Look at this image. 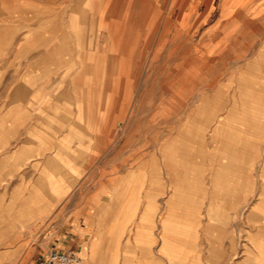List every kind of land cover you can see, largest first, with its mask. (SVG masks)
<instances>
[{"label":"rangeland","instance_id":"1","mask_svg":"<svg viewBox=\"0 0 264 264\" xmlns=\"http://www.w3.org/2000/svg\"><path fill=\"white\" fill-rule=\"evenodd\" d=\"M119 3L128 7L130 1ZM154 23L157 20L152 27ZM151 35L153 39L157 32L152 30ZM189 43L183 41L177 61L180 58L182 63L165 65L158 62L159 48L154 39L152 62L134 65L136 78L119 82L120 87L134 90L135 94L120 96L114 112L108 110L110 97H104L98 120L95 122L94 114L88 117L97 126L88 128L86 136L74 128L68 129L70 136L58 134L53 128H40L37 134H26L36 142L28 145L26 152L0 154V264H41L47 251L62 239L60 231L53 230L54 221L62 219L68 224L74 219L75 223L78 219L85 222L86 217L92 220L101 211L102 202L126 199L132 188L136 199L147 200L141 216L149 225L145 234L149 262L145 264H171L169 255L161 251L162 224L167 230L182 229L197 238L193 252L201 254L200 264H204L211 243L225 250L218 264H264V247H259L262 241L252 240L256 227L264 224L256 220L259 211H252L256 207V190L264 187L260 160L264 154V112L253 109L255 103L264 102L260 96L242 95L243 89H232L235 84V88L239 86L238 77L245 76L238 70L239 63L232 65L235 71L225 84L219 78L223 76L221 72L218 79H204L206 74L190 62ZM159 67L163 75L168 73L166 79L159 78ZM253 70L249 74H254ZM197 72L200 78H192ZM142 73L144 78L140 77ZM176 74L182 79H176ZM242 83L245 85L246 80ZM251 86L252 91L258 88L255 81ZM224 91L238 94L227 95ZM86 98L90 100L88 109L94 110V97ZM77 109L82 119V103H77ZM242 115L258 119L261 127L246 126ZM74 139L78 143H72ZM227 143L243 150L229 154L221 149ZM4 146L0 144V148ZM26 155L33 158H24ZM235 156L243 159L238 161ZM241 161L242 166L246 161L251 168L245 171ZM236 162H240L239 166ZM32 191L38 192L39 199L30 200ZM258 195L264 198L261 192ZM175 201L197 214L192 224L185 223L187 216L175 210L171 204ZM42 203L52 205L41 208ZM206 225H211L210 233L219 230L221 237L206 235ZM172 238L174 244L176 239ZM180 244L186 252L187 242L180 240ZM93 246L94 243L92 256ZM61 247L76 249L75 242ZM250 248L255 254L249 252ZM157 250L165 260H156ZM80 255L81 264L86 256Z\"/></svg>","mask_w":264,"mask_h":264},{"label":"crops","instance_id":"2","mask_svg":"<svg viewBox=\"0 0 264 264\" xmlns=\"http://www.w3.org/2000/svg\"><path fill=\"white\" fill-rule=\"evenodd\" d=\"M119 1L0 0V144H6L0 154L26 152L36 143L26 134H37L40 128H53L64 136L74 128L86 136L88 128L97 126L88 117L94 114L98 120L104 97H110L108 110L114 112L120 96L135 94L119 82L136 78L134 65L152 62L154 39L158 62L165 65L182 63L178 57L183 41L189 40L190 62L207 80L218 79L221 72L225 84L235 71L232 65L241 64L238 70L246 77L240 75L239 86L232 89H243L242 95L260 96L264 102V0H129L128 7ZM152 30L157 32L153 39ZM252 70L254 74H249ZM198 72L192 78H200ZM167 74L159 67V78L166 79ZM254 81L256 91L251 88ZM92 96L94 110L88 109L86 98ZM254 106L253 110L264 112V103ZM262 165L261 161V173ZM262 188L256 190L255 206L261 202L264 207V198L258 195L264 193ZM39 197L36 191L30 194L32 201ZM146 203L135 198L132 188L126 199L102 202L92 220L86 217L85 222L74 219L68 224L56 220L53 230L60 231L62 239L52 248L75 242L77 251L86 256L81 264H145L149 225L141 216ZM158 210L157 203L155 215ZM155 252L156 260H165Z\"/></svg>","mask_w":264,"mask_h":264},{"label":"bare ground","instance_id":"3","mask_svg":"<svg viewBox=\"0 0 264 264\" xmlns=\"http://www.w3.org/2000/svg\"><path fill=\"white\" fill-rule=\"evenodd\" d=\"M232 111H234V110H232ZM237 113V112H236ZM238 115H239V113H237ZM241 116V115H240ZM242 117H243V121L246 123V126H248V127H251V126H260V124H258V122L257 121H259L258 119H254L253 117H250V116H248V115H242ZM232 127V126H231ZM261 127V126H260ZM233 134V133H232ZM229 136V135H228ZM229 138V137H228ZM233 139H234V137H233ZM236 139H234V141H235ZM230 141V140H229ZM226 142H228V140H226ZM214 145L217 147V148H219L218 146H219V144H218V142L217 141H214ZM242 143H244V141L242 142ZM243 148V147H242ZM222 150H224V151H226V152H228L229 154H231V153H237V152H239L240 150H243V149H239L238 147H236V145L234 146V145H232V144H230V143H227V144H224L223 145V147L221 148ZM216 156V155H215ZM221 156V155H220ZM220 156H218V157H220ZM232 156H233V154H232ZM202 157V156H201ZM211 158H215L213 155H211L210 156ZM223 158V157H222ZM240 158V157H239ZM239 158H237L236 156L234 157V159H236V160H238ZM241 159H243V158H240V160ZM222 160V159H221ZM240 160H238V161H240ZM249 160V159H248ZM261 161H262V164H264V158H261L260 159ZM227 161V160H226ZM233 161V160H232ZM231 161V162H232ZM202 162V161H201ZM235 162V161H234ZM256 162V161H255ZM203 163V162H202ZM237 163V162H236ZM240 163V162H239ZM239 163H237L238 164V166H239ZM241 163H242V161H241ZM246 161H245V165L244 166H242L243 165V163L241 164V166L242 167H244V170L245 171H248L247 169H249V167L251 166H246ZM204 164V163H203ZM194 165V164H193ZM186 166V165H185ZM211 166L213 167V166H215L214 164H212L211 163ZM229 166V165H228ZM240 166V167H241ZM189 167H191V166H189ZM253 167V166H252ZM203 168V167H202ZM202 168H200V169H202ZM251 168V167H250ZM189 169V168H188ZM240 170H242V169H240ZM262 170H264V165H262ZM226 171V170H225ZM244 171V172H245ZM187 175V174H186ZM246 179V178H245ZM198 187H200V185H197ZM197 186H196V188H197ZM191 187V186H190ZM195 188V187H194ZM193 188V189H194ZM262 189H264V188H262ZM186 190V189H185ZM262 196H264V193H262L261 194ZM177 196V195H176ZM221 197V196H220ZM217 198V197H216ZM212 199H214V198H212ZM177 201V200H176ZM176 201H175V203H176ZM180 203V202H179ZM172 205H174L175 206V210L177 211V212H179V213H181V214H185V216H187V217H185V218H187V219H185L186 220V222L185 223H191L192 221H193V219L194 218H196V216H197V214H195V212H194V210H193V212H192V210L189 208V207H186V206H183V205H177V203L176 204H173V203H171ZM259 205H261L260 203H259ZM259 205H257L252 211H255V212H257L258 213V211H259V213H258V218L256 219L258 222H262V223H264V208H261ZM171 209H173V208H171ZM251 211V213H253ZM198 212V211H197ZM195 215V217H194V215ZM169 214V213H168ZM166 215H167V213H166ZM177 215V214H176ZM182 215V216H183ZM250 215H252V214H250ZM169 217V216H168ZM177 217H179V216H177ZM164 218V217H163ZM170 218H172V217H170ZM177 219H179V218H177ZM166 221V220H165ZM183 222V223H184ZM194 222V221H193ZM196 222V221H195ZM192 224V223H191ZM194 225H195V223H193ZM170 225V224H169ZM210 227H211V225H206V227L204 228V230H205V234L206 235H209V237H213V238H219V237H221L220 236V231L218 230V232L215 234V233H210ZM215 227H216V225H215ZM175 228V227H174ZM161 229H163V234H162V244H161V251H162V253L163 254H165V256H167V255H169V256H167V259H168V262H170L171 264H194V262L196 261V263L195 264H200L201 263V254L199 253V255H198V252L196 253V254H194V250H196L194 247H193V244H195V240L194 239H196V241H198L197 240V238H195L194 237V235H192L191 233H189V232H185V231H183L182 229H177V228H175V229H168L167 230V227H166V225L165 224H162V227H161ZM193 230H195V229H193ZM199 230V229H198ZM214 231H217V230H214ZM199 232V231H198ZM221 233H223V232H221ZM253 236L252 237H254V238H252V240H257L256 238H259V239H261V244H260V246L259 247H264V224H261V225H259L258 227H256V230H255V233H253L252 234ZM172 236H174L173 238H172ZM251 237V236H250ZM170 238H172L173 240H174V238L176 239V242L173 244V242H172V240L170 239ZM199 238V237H198ZM180 240L181 241H186L187 242V245H188V248H190L191 246L193 247V248H190V249H186V252L184 251V249L182 248V246H181V244H180ZM198 243V242H197ZM180 244V245H179ZM189 245H191V246H189ZM178 246H180V247H178ZM248 248L246 247L245 248V250H247ZM190 252V254L188 253V251ZM198 250V249H197ZM201 251V250H200ZM174 252V253H173ZM249 252L251 253V254H255V252L250 248L249 249ZM222 253V254H221ZM150 254H152V253H150ZM194 254V255H193ZM225 254V250H224V248H222L220 245L219 246H217L216 244H214V243H211L210 245H208V256L207 257H205V259H204V264H218V260L220 259V257L222 256V255H224ZM256 254H259L258 252H256ZM173 257V258H172Z\"/></svg>","mask_w":264,"mask_h":264},{"label":"built area","instance_id":"4","mask_svg":"<svg viewBox=\"0 0 264 264\" xmlns=\"http://www.w3.org/2000/svg\"><path fill=\"white\" fill-rule=\"evenodd\" d=\"M82 256L76 249H51L42 258L41 264H80Z\"/></svg>","mask_w":264,"mask_h":264}]
</instances>
